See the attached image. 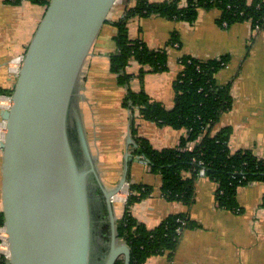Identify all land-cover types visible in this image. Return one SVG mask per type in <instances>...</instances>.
I'll return each mask as SVG.
<instances>
[{
    "label": "crops",
    "instance_id": "1",
    "mask_svg": "<svg viewBox=\"0 0 264 264\" xmlns=\"http://www.w3.org/2000/svg\"><path fill=\"white\" fill-rule=\"evenodd\" d=\"M137 1L120 0L115 5L86 60L78 88L85 133L101 179L107 189L115 188L122 178L129 152L134 157L129 165V183L153 188L148 198L130 207L132 215L151 229L178 214H186L196 223L197 226L182 232L172 255L151 257L147 264H264V183L241 187L237 198L242 211L233 212L217 207V183L201 176L195 182L194 201L186 206L164 199L161 176L152 173L143 159L136 161L135 146L128 143L131 113L122 106L127 88L121 86L118 76L111 72L110 60L117 52L114 23L124 17L127 6H134ZM147 1L161 3L167 0ZM45 12V6L29 1L14 5L0 0V92L13 90L16 77L10 65L26 53ZM219 18L217 10H201L192 24L161 16L132 19L130 38L141 40L151 49H165L168 69L148 73L142 81L132 79L130 89L134 92L144 90L152 100L171 110L183 56L202 61L228 56L229 63L217 74L216 80L221 86L231 84L233 104L222 115L217 129H231L232 152L251 150L264 159V31L253 30L250 23L224 27L219 24ZM173 36L178 38L176 44L171 43ZM141 67L132 60L127 72L137 75ZM136 120L138 136L147 139L156 150L175 148L187 137L184 129ZM1 143L0 210L4 157ZM128 195L123 191L114 199L117 222L125 213ZM105 216L107 225L108 213Z\"/></svg>",
    "mask_w": 264,
    "mask_h": 264
},
{
    "label": "water",
    "instance_id": "2",
    "mask_svg": "<svg viewBox=\"0 0 264 264\" xmlns=\"http://www.w3.org/2000/svg\"><path fill=\"white\" fill-rule=\"evenodd\" d=\"M118 1L51 0L26 51L13 107L1 113L10 264H131L113 202L129 186L134 157L126 153L119 184L107 189L78 102L84 65ZM128 143L137 147L131 133Z\"/></svg>",
    "mask_w": 264,
    "mask_h": 264
},
{
    "label": "trees",
    "instance_id": "3",
    "mask_svg": "<svg viewBox=\"0 0 264 264\" xmlns=\"http://www.w3.org/2000/svg\"><path fill=\"white\" fill-rule=\"evenodd\" d=\"M6 1L14 5L29 1L47 7L51 0ZM201 10L219 11L221 25L226 23L231 27L238 23H250L253 30L258 28L264 31V0H167L161 3L138 0L136 5L127 6L124 17L114 23L117 28V52L111 57L110 69L118 76V83L127 88L122 106L131 113V134L137 144L134 155L145 160L152 173L161 176L162 197L190 206L195 198V182L203 172L205 177L218 185L217 207L220 210L241 212L238 191L241 187L264 183V159L257 157L251 150L232 152L231 129H217L222 115L233 104L231 84L221 86L216 80L217 74L229 63V57L202 61L183 56L180 60L182 71L175 82V104L171 110L152 100L144 90L134 92L130 89L132 79L142 81L148 73H161L168 69L165 49H151L141 40L130 38L131 20L161 16L192 24ZM177 42V36H173L171 43ZM132 60L142 66L137 75L127 72ZM137 118L161 127L184 129L187 137L175 148L156 150L147 139L138 136ZM152 192L151 186L129 183L125 213L117 222L120 239L131 249V264H147L151 257L172 255L182 232L197 226L186 214L169 216L152 229L138 221L130 207L148 198ZM3 224L4 215L0 210V225ZM104 233L109 243V224L104 227ZM0 264L10 263L0 259ZM117 264L124 262L121 259Z\"/></svg>",
    "mask_w": 264,
    "mask_h": 264
},
{
    "label": "built area",
    "instance_id": "4",
    "mask_svg": "<svg viewBox=\"0 0 264 264\" xmlns=\"http://www.w3.org/2000/svg\"><path fill=\"white\" fill-rule=\"evenodd\" d=\"M223 26L228 27L226 23H224ZM256 30H259V29L257 28ZM25 54L22 56H19L10 65L11 70H12L11 72L12 74L15 75L16 80L22 68ZM12 93L13 92L0 93V113L8 112L13 107ZM6 134H7V122L4 119L0 118V142H3L5 140ZM143 161L148 166L146 161L145 160ZM201 176H204L203 172L201 173ZM126 193H128V188L126 190ZM9 258H10V247H9V242H8V234L6 231V227L3 224V225H0V259L2 260L5 259L9 261Z\"/></svg>",
    "mask_w": 264,
    "mask_h": 264
},
{
    "label": "rangeland",
    "instance_id": "5",
    "mask_svg": "<svg viewBox=\"0 0 264 264\" xmlns=\"http://www.w3.org/2000/svg\"><path fill=\"white\" fill-rule=\"evenodd\" d=\"M119 4V3H118ZM130 116H131V114H130ZM136 125H137V123H136ZM130 129H131V122H130ZM128 188V187H127ZM127 188L124 190V192H126V190H127ZM2 211V210H1Z\"/></svg>",
    "mask_w": 264,
    "mask_h": 264
}]
</instances>
